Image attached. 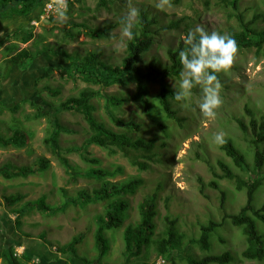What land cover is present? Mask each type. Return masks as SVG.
Listing matches in <instances>:
<instances>
[{"label":"rangeland","instance_id":"1","mask_svg":"<svg viewBox=\"0 0 264 264\" xmlns=\"http://www.w3.org/2000/svg\"><path fill=\"white\" fill-rule=\"evenodd\" d=\"M112 1V0H111ZM98 0H81L75 2L72 8L54 12L48 23L43 27H38L35 34L45 35V28L56 25L60 29L48 33V42L52 44H62L69 53L79 52L84 55L89 51L102 52L106 61H114L118 64L124 56L126 44L129 38L122 34V25L113 28L109 39H93L86 35V31L70 27L68 24L85 23L89 27L106 28L107 23H117L124 18L129 7L144 9L149 11V18L156 16L158 31L156 41L151 51L145 54V63L159 60L162 65L169 63L167 51L169 48L177 47L184 41L185 24L181 30L165 29V27L176 19L186 18L185 23H190V30L197 26L203 27L206 31H216L220 34H227L229 27H236L238 24L235 18L229 19L228 15L233 13L231 7L224 5L221 0H180L175 4L171 0H113L109 5L98 9ZM240 13L245 21L258 17L256 26L264 27V0H240ZM138 17V16H137ZM135 17L132 21L134 30L138 21ZM23 20L1 21L0 20V79L8 75L9 68L6 69L4 54L9 45L8 35L14 31L25 27ZM164 26V28H162ZM73 28V36L64 39L62 30ZM21 45V48L28 47ZM34 49V47H32ZM68 59L59 53H46L37 57L32 63L24 67H17L11 70L7 80L0 81V103L4 104V109L0 112V136L9 138L15 129L21 127L27 132L26 144L23 146L4 147L0 145V253L6 245L14 246L18 255L29 252L34 256V262L46 264H86L73 259V255H62L55 252L57 245H65L72 238L80 233H85V237L78 247L79 255L88 260H95L97 251L95 249V230L98 224L97 216H104L107 204L105 202L90 203L87 206L78 202L66 207L63 211L54 214L42 213L37 209H28L20 217L12 213L13 210L21 208L28 201L37 200L40 196L46 195L47 202L52 205H61L65 201L61 189L66 190L68 197L76 196L78 191L86 189L92 191L100 186L97 179L79 177L72 180V174H68L65 168L50 149L44 144L54 127V120H59L60 124L71 130L69 134L61 136V146L63 149L72 146H82L87 137V124L83 117L73 112H62L57 109L58 105L71 96L77 95L82 89L90 87L100 89L102 98L93 101L96 107L95 116L106 125L119 130L113 126L108 116L107 100L109 95H116L126 99L120 107L115 108L114 114L125 121L135 120L143 128L139 135L143 138L158 139V163L151 164L147 171L140 172L133 167L130 162L119 152L110 154L109 151L97 146H90L87 151L92 157L100 160V165L104 169L121 167L122 174L109 179L108 182H124L135 176L144 179V184L135 195H128L129 209L126 212L127 219L120 229L107 230L106 236L111 241L110 254L101 264H122V250L124 229L139 220L138 205L148 195L158 194V217L155 219L157 234L162 233L166 226L165 218L171 216L176 218L180 229L191 238L198 237L200 224L209 220L222 221L225 213L236 214L246 203V193L236 189L235 182L226 179L219 181L220 190L226 194L224 207L222 208V196L220 190H215L209 183L215 180L213 170L210 165L218 170V174H223V170L217 166V162L222 160L230 165L231 169L242 175L234 166L231 159L219 149V144L213 141L214 134L223 133V138L233 137L238 146L246 152L250 149L249 144L243 139L244 135L238 130L236 120H242L247 126L250 124L251 116L248 110H252L257 119L264 114V54L257 55L256 50L242 49L235 55L234 61L229 69L217 73L221 84L220 96L222 103L215 110L214 117H206L199 110L198 104L201 102V88L197 85L192 89V94L187 103H174L173 108L179 117H182V125L175 120L165 118L159 107L157 100L160 91V84L150 85L148 99L154 117L160 120L169 136L167 137L144 110L141 102H135L131 96L136 92V82L127 80L122 85L98 86L86 84L79 80L64 79L58 71L60 66H67ZM6 69L4 72L2 70ZM49 73V77H45ZM42 80L37 83L36 80ZM169 87L175 90L179 86L178 78H168L166 80ZM48 85L51 88L61 90L60 95L53 96L45 90ZM35 103L40 110L47 113V116L36 117L38 109L31 105ZM52 103L55 108L52 109ZM17 111H12L14 108ZM15 110V109H14ZM155 110L160 119L155 115ZM249 134L250 128L248 129ZM137 133L133 136L135 137ZM165 143V147L160 146ZM62 155L70 162L75 169L86 171L90 165L83 162L76 153ZM41 157L50 160V168L44 173H35L27 177L5 178L6 169L13 167H33ZM208 160V161H207ZM248 162L253 163V156L248 155ZM262 175V174H261ZM248 178V176L246 177ZM23 194L25 195L21 203L13 208H8L3 199V195ZM256 208L264 204V184L259 188L253 202ZM17 218L20 219L19 228L16 225ZM258 230L264 237V223L257 220ZM28 233L32 236V241L24 237L21 233ZM45 235V241L40 236ZM220 238L225 243L220 242ZM188 242V239L186 243ZM52 243L54 246H47V252L41 257L34 253L40 244ZM211 248L209 252H203L198 246L188 244L183 253L177 254L176 264H187L181 258L189 256L200 258L207 254H220L230 252L234 260L229 264H259L242 257V251L246 248L245 237L239 228L233 227L229 221L224 227L217 230L210 238ZM152 253V254H151ZM149 255L155 264H172L163 258H156V253L152 250ZM0 264H6L0 256ZM35 264V263H34ZM94 264H100L95 262ZM133 264V263H130ZM264 264V263H263Z\"/></svg>","mask_w":264,"mask_h":264},{"label":"trees","instance_id":"2","mask_svg":"<svg viewBox=\"0 0 264 264\" xmlns=\"http://www.w3.org/2000/svg\"><path fill=\"white\" fill-rule=\"evenodd\" d=\"M81 0H75L67 5L70 10L75 2ZM113 1V0H112ZM111 0H98V9L109 5ZM175 4H178L180 0H171ZM46 0H0V20L12 21L23 20L25 21V27H22L12 34L8 35L9 45L6 47L4 54V65L6 69L9 68L8 75L3 77L0 81L7 80L10 77L9 72L13 68L24 67L28 63H32L37 57L46 53H59L68 59L67 66H60L58 68L61 77L70 80H81L86 84L102 86L122 85L127 83V80L136 82V92L131 96V99L135 102H141L144 110L152 117L155 124L162 129L163 133L168 137L169 133L166 131L164 124L160 120H156L154 117V109L148 99L149 87L152 84L159 83L161 88L157 96L159 107L165 118L177 121L182 125L185 121L182 117L177 115L174 110V103H182L174 100V89L169 87L166 80L168 78H178L179 72L182 69V65L179 59V51L188 47L184 41L180 42L177 47L169 48L167 51V57L169 63L162 65L159 60H153L150 63H145V54L151 51L155 44L158 31L155 27L159 21L156 16L149 18V11L139 9L138 21L135 24L133 30V37L127 41L124 56L120 62L106 61L103 58L102 52L89 51L84 55H80L79 52L69 53L63 48L62 44H52L48 42V33H52L56 29H60L56 25L45 28V35L35 34V27L31 26V21L35 19L41 12ZM208 3V0H206ZM221 2L232 8L233 13L228 15L229 19L235 18L237 21L236 27H229L228 33L225 35H231L237 42L238 51L242 49H255L256 54L259 56L264 54V27L256 26L258 17L245 21L244 16L240 13L239 2L240 0H221ZM187 19L181 18L172 20L165 29L181 30V27L185 24L184 33L187 35L191 27L190 23H185ZM51 21H53L51 19ZM123 24V18L119 19L117 23H107L106 28L89 27L85 23H74L71 21L68 25L70 27L80 28L86 31V35L93 39H109L111 37L110 31L116 26ZM164 28V26L162 27ZM64 33V39L67 36H73V28L69 30H62ZM30 42H34L31 48L21 45H27ZM34 47V49L32 48ZM237 54V53H236ZM6 69L2 70L4 72ZM1 71V69H0ZM49 73H45V77H49ZM42 79L36 80L39 83ZM45 90L52 93L53 96H58L61 90L58 88H51L46 85ZM101 88L93 89L86 87L82 89L77 95L67 98L61 102L57 107L62 112H73L81 115L87 124V137L84 140L82 146H72L70 148L63 149L61 146V136L71 132L70 129L60 124L59 120H54V127L50 135L44 139L45 146L50 151L58 156V160L65 168V171L72 175V180L79 177L97 179L100 183L98 188L93 189L91 192L82 189L78 191L76 196L68 197L66 190L61 189V194H64L65 201L61 205H50L46 195L40 196L37 200L28 201L24 203L18 210L15 209L12 213L18 214L20 217L28 209H37L42 213H56L63 211L65 208L70 207L72 204L79 203L87 206L90 203L105 202L107 204L106 213L104 216L98 217V224L95 230V249L97 251V257L95 260H88L86 257L79 255L78 247L85 237V233H80L72 238L70 242L65 245H57L55 252L62 255H73V259L86 264H94L95 262L101 264V260H104L111 251V241L106 236V231L111 229H120L124 226L127 215L126 212L129 209V202L126 200L128 195H135L140 187L144 184V179L140 176H135L124 182H110L111 178H115L117 175L122 174L121 167H115L113 169H104L100 165V160L92 157L87 151V148L94 145L99 148L109 151L110 154L121 153L133 167H136L140 172L150 169L151 164L158 163V139L157 138H143L139 135L143 126L135 120L125 121L122 118H118L114 114V109L120 107L126 102L125 98L118 97L116 95H109L107 105L108 116L111 119L113 126L119 128L115 130L113 127L106 125L102 120H99L95 116L96 107L93 101L97 98H102ZM31 105L38 109L36 117L40 118L47 116L46 112L40 110L39 106L31 102ZM4 104L0 103V112L3 111ZM56 106L52 103V109ZM15 109V110H14ZM12 111H17L18 108H14ZM251 116L250 124L247 126L242 120H236L238 124V130L244 135L243 139L249 144L250 149L246 152L242 150L236 143L233 137L223 138L224 142L219 144V149L231 159L232 163L241 172H234L230 165L219 160L217 166L224 172L218 174L219 170L216 169L213 164L210 163L213 176L215 180L209 183V186L215 190H220L219 181L226 179L231 182H235L236 189L238 191H244L246 193V203L241 207L240 211L236 214L225 213L222 221L209 220L206 223L200 224L199 236L191 238L184 233L178 226L176 218L167 216L165 218L166 226L162 233L157 234V225L155 219L158 217V194L153 193L145 197L138 205L139 220L131 225H128L124 229L123 234V250L122 264H155V261L150 259L152 250L156 253V258H163L165 262H171L176 264L177 254L183 253L188 244L198 246L203 252H209L211 248L210 238L220 228L224 227L227 221L231 223L233 227L239 228L245 237L246 248L242 251V257L246 260L255 261V263H264V237L258 230L257 220L264 223V204L260 208H256L253 204L255 195L259 188L264 184V114L261 118L257 119V115L252 110L247 111ZM155 115L160 119V116L155 110ZM250 128V133L248 129ZM137 133L134 137L133 135ZM27 132L18 127L15 129L13 135L9 138L0 136V145L4 147L9 146H23L26 144ZM160 146L165 147V143ZM76 153L80 159L86 164L90 165L89 168L84 170L75 169L71 166L65 155ZM248 155L253 156V163L247 161ZM208 161V160H207ZM50 168V160L45 157H41L35 166L33 167H13L8 168L5 171V178L14 177H27L35 173H44ZM262 174V175H261ZM248 176V178H246ZM222 196V208L224 207L226 194L223 190ZM25 195H3L5 205L8 208H13L17 204L21 203ZM2 204L0 203V206ZM16 225L19 228L20 219L17 218ZM24 237L32 241V236L28 233L21 232ZM40 238L44 242L45 235H41ZM188 239V242L186 243ZM221 243H225L220 238ZM34 253L39 256H43L48 250L47 246H54L52 243H44L45 250L41 249L40 244H34ZM151 253V254H150ZM1 258L4 259L6 264H46L43 262H34V256L29 252H24L18 255L14 246L6 245L0 253ZM187 264H229L234 260L233 255L230 252H224L220 254H207L200 258L189 256L187 258H181ZM254 263V262H250Z\"/></svg>","mask_w":264,"mask_h":264},{"label":"clouds","instance_id":"3","mask_svg":"<svg viewBox=\"0 0 264 264\" xmlns=\"http://www.w3.org/2000/svg\"><path fill=\"white\" fill-rule=\"evenodd\" d=\"M138 15V9L130 6L123 18L121 31L129 39L133 37L132 21ZM184 43L188 47L179 51L182 69L179 72V86L173 93L174 100L186 104L192 89L199 85L202 93L199 110L206 117H214L215 110L222 103L221 84L216 74L231 67L238 50L237 42L231 35L208 32L197 26L188 31ZM213 141L223 143V133L214 134Z\"/></svg>","mask_w":264,"mask_h":264},{"label":"built area","instance_id":"4","mask_svg":"<svg viewBox=\"0 0 264 264\" xmlns=\"http://www.w3.org/2000/svg\"><path fill=\"white\" fill-rule=\"evenodd\" d=\"M73 1L75 0H46L39 15L32 20V26L40 27L45 22H49L54 12L63 11Z\"/></svg>","mask_w":264,"mask_h":264},{"label":"crops","instance_id":"5","mask_svg":"<svg viewBox=\"0 0 264 264\" xmlns=\"http://www.w3.org/2000/svg\"><path fill=\"white\" fill-rule=\"evenodd\" d=\"M10 72H11V71H10ZM10 72H9V73H10ZM9 75H10V74H9ZM8 78H9V77H8Z\"/></svg>","mask_w":264,"mask_h":264}]
</instances>
